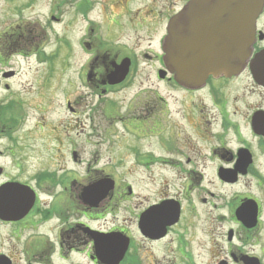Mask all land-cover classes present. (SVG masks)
<instances>
[{
  "label": "flooded vegetation",
  "instance_id": "af4514ba",
  "mask_svg": "<svg viewBox=\"0 0 264 264\" xmlns=\"http://www.w3.org/2000/svg\"><path fill=\"white\" fill-rule=\"evenodd\" d=\"M211 1L215 0H103L116 29L158 35L160 50L173 17H177L182 40L188 43L197 39L206 45V40L221 39L209 33L230 34L229 10H198L196 17L186 14L193 3ZM26 2L0 0V90L4 101L22 90V62H28L45 40V30L33 19L23 18V9L34 1ZM56 7L54 3L48 7L52 21L60 20ZM93 32L92 26L86 27L81 41L88 53L84 74H89V84L98 89L97 94L103 95L128 80L131 72L119 84H109L107 75L124 58H129L131 65L133 55L116 47L97 53L87 40ZM147 48L153 55L144 53L143 57L159 65L155 77L178 94L171 98L176 105L172 110L168 95L160 90L137 91L131 98L145 94L138 103L142 118L131 123L153 125L152 130L146 127L148 134L144 135L159 134L161 150L169 155L129 148L134 164L148 175H153L154 169L164 173L156 199L147 200L137 212L128 208V228L115 223L106 227L102 220L114 214L121 201L134 196L128 193L131 187L115 184L100 203L89 206L81 196L86 184L70 186L60 177L57 190L44 187L48 200H41L36 185L9 177L0 164V184L18 182L34 192L32 206L18 219H11L15 211L9 218L5 201L2 203L0 264H16L18 256L26 264H264V0L250 56L238 73L209 76L199 86H183L167 68L163 52ZM158 70L163 77H158ZM14 106L19 112L13 115L11 110L12 117L18 120L1 125L6 137L11 136L12 128L25 126L27 115L17 99ZM129 131L138 135L136 130ZM8 150L15 157L13 149ZM58 173L57 177L64 176L65 170ZM102 176L114 177L108 167L100 169L97 177ZM81 181L90 182L86 176ZM141 212L145 213L144 233L138 225ZM109 234L128 238L117 261L107 259L102 251L108 246L121 249L119 240L104 242L103 236ZM199 248L205 251L206 260L204 256L198 259ZM173 255L176 260L170 262Z\"/></svg>",
  "mask_w": 264,
  "mask_h": 264
},
{
  "label": "rangeland",
  "instance_id": "374dc122",
  "mask_svg": "<svg viewBox=\"0 0 264 264\" xmlns=\"http://www.w3.org/2000/svg\"><path fill=\"white\" fill-rule=\"evenodd\" d=\"M17 1L6 0V3ZM22 1L24 5L28 4L26 0ZM33 1L31 7L23 9L22 15L24 19H33L45 30V40L39 46L42 49L39 53L47 61L36 56V59L22 62V90L8 100H3L0 90V164L5 166V174L9 177L36 185L41 192V200H48L43 193L46 192L44 187L57 190L55 185L60 177H64L62 180L68 181L70 186H81L87 184L81 181L87 174L93 175L108 167L116 184L130 185L134 196L121 201L115 207V213L106 216L102 223L106 227L115 223L128 228L130 215L124 207L137 212L147 200L156 199V189L162 179L160 175L164 174L160 169H154L155 173L148 175L144 168L134 164L129 148L136 146L143 153L153 149L156 155L169 156L161 150L159 134L145 136L148 134L146 127L152 130L153 125L131 123L142 118L138 103L143 102L145 94L131 99L137 91L160 90L168 95V108L176 107L172 99L178 94L155 77L159 65L143 57L144 53L153 55L147 47L160 53L156 43L158 35L119 31L110 22L111 11L103 0L102 3L100 0ZM50 3L57 5L59 21L49 19ZM82 8H86L85 12ZM100 25L101 29H98ZM91 26L95 32L87 40L97 53L107 47H116L126 48L125 51L133 55L128 80L101 96L94 94L97 88L92 92L83 73L88 53L81 41L86 27ZM16 99L27 118L23 129L12 128L13 138H8L2 134L1 122L14 121L15 116H12L19 112L14 106ZM15 119L18 120L17 117ZM129 129L136 130L138 135H133ZM9 148L13 149L15 157L9 155ZM73 152L75 161L72 160ZM60 169L65 170V174L57 177ZM154 180L156 183L152 185ZM197 252L200 255L198 259L201 256L207 259L202 248ZM139 255L142 256L141 251ZM174 260L175 255L170 262ZM16 264L26 262L18 256Z\"/></svg>",
  "mask_w": 264,
  "mask_h": 264
},
{
  "label": "water",
  "instance_id": "95a60500",
  "mask_svg": "<svg viewBox=\"0 0 264 264\" xmlns=\"http://www.w3.org/2000/svg\"><path fill=\"white\" fill-rule=\"evenodd\" d=\"M205 5L204 9H199ZM261 0H215L206 3H193L186 14L196 17L198 10L212 8L227 9L231 13V33H209V36L220 35L221 39H192L189 43L183 41L177 27V17H173L168 25V34L164 41L165 63L174 73L176 80L184 85L195 86L202 83L210 74L235 73L240 70L247 58L249 46L254 32L256 16L261 9ZM226 45V47H224ZM129 59L125 58L108 76L109 83H118L124 79L129 69ZM113 182L108 179L91 184L84 190L87 203L94 204L101 196L95 187L109 189ZM16 183H7L0 187V206L5 201L6 212L20 208L27 209L32 199L26 192L16 189ZM100 194V195H98ZM5 198V200H4ZM23 214V213H22Z\"/></svg>",
  "mask_w": 264,
  "mask_h": 264
}]
</instances>
